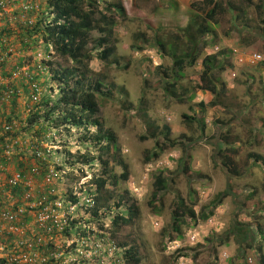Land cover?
Wrapping results in <instances>:
<instances>
[{"label": "rangeland", "instance_id": "rangeland-1", "mask_svg": "<svg viewBox=\"0 0 264 264\" xmlns=\"http://www.w3.org/2000/svg\"><path fill=\"white\" fill-rule=\"evenodd\" d=\"M105 1L121 3L126 10L125 17L116 15L114 42L118 63L111 60L105 64L92 54L88 68L92 71L90 76L104 78L105 89L115 90L114 96L100 99V117L104 119V127L117 136L118 158L125 167L118 165L112 169V175L117 179H111L113 191L105 190L102 202L105 206L115 207L123 198L125 205L115 208L113 214H122L132 207L138 215L130 226H123L115 235L111 231L110 218H105L103 228L97 221L93 222L91 240L85 239V243L80 244L79 261L119 264L125 249L121 245L127 243L137 246L141 264H250V260L253 264H261L257 249L246 250L245 235H234L230 230L240 232L238 226H234L236 215H242L246 222L250 221L248 216L252 213L264 215V83L256 68L246 67L239 61L240 57L254 53L264 58V28L260 26L264 0H213V3L209 0ZM34 2L44 9L48 0ZM99 2L103 4L104 0ZM216 2L219 8L209 20L207 14ZM193 20L198 26L211 25V33L198 41L206 42L205 49L199 45L198 50H202L199 61L208 55H217V63L221 64L213 73V82L222 91L220 105L228 110L209 109L200 122L196 115L201 113L200 103L205 106L214 95L210 91L193 94L201 69L198 65L179 70L172 57L173 45L169 44H179L173 38L176 36L188 41L184 30ZM92 36L96 38L100 34L96 32ZM244 36L248 37L247 44L242 42ZM162 42L167 44L166 54L161 51L159 43ZM133 45L142 50L133 49ZM187 46L190 50V45ZM43 78L44 74L41 81ZM174 82H177L176 88L166 85ZM57 85L51 81L54 101L59 94ZM240 112H244L243 120H233ZM186 115L196 116V122L185 119ZM58 133L63 145L55 150L52 160L58 158L55 162L61 163L66 160V151L77 154L81 149L77 139L82 133L73 130L70 135L64 128ZM223 133L224 139L220 137ZM226 142L236 147L244 146L236 158L244 172L239 178L227 176L217 163L221 160L215 155L220 144L225 146ZM155 153L158 157L153 156ZM250 153H257L263 161L258 166L250 165ZM23 157L31 160L29 154ZM182 163L190 168L188 176L182 173ZM70 171L73 173L71 179L60 182L59 192L77 191L80 201L88 196L89 188L96 189L94 177L102 175L99 166L92 169L80 166ZM126 172L128 179L124 180L121 175ZM159 172H165L169 184L166 192L155 198L153 182ZM249 190H258V198L248 202L246 212H238L241 201L235 194L240 193L243 198ZM224 191L229 195L224 197L213 217L198 224L190 222L189 226L183 227L182 238L168 243L169 238H178L171 228L176 203L183 200L188 208L193 207L200 214L203 207H210ZM93 209L89 213L87 208H78L72 217L83 222L93 217ZM100 234L106 235L104 241L99 240ZM217 238L224 239L225 244L216 243L218 256L214 258L211 243L212 240L217 242ZM256 238L257 242L258 233ZM208 239H211L210 243ZM181 248H190V254L174 263L173 255Z\"/></svg>", "mask_w": 264, "mask_h": 264}, {"label": "trees", "instance_id": "trees-1", "mask_svg": "<svg viewBox=\"0 0 264 264\" xmlns=\"http://www.w3.org/2000/svg\"><path fill=\"white\" fill-rule=\"evenodd\" d=\"M208 2L213 3V0ZM33 3L34 0H0V156L5 154L4 150L13 136H16V133L19 134L16 132V127L21 131L19 140L26 142L27 138L28 141H35V131L38 135L45 134V132L41 130L38 132L36 129H39L37 127L46 121L50 125L53 124L54 128H64L67 134L71 135L73 130L82 133L77 139L81 149L77 154H71L69 150L66 151V163L77 168L87 166L92 169L99 166L102 175L94 177L93 180L97 183L96 189L93 191L89 188L88 196H84L81 201L77 194H71V199L66 194H63L64 199L61 196L58 197L65 200L66 212V218L60 217L59 222L66 221V224L61 227L55 222L52 224L48 222V227L44 228H49L51 224L53 231L51 233L41 226V222H37L38 217H35L34 213L27 208L25 202L17 200L23 193V188L21 186L12 187L6 179L0 178V264H9L11 259L22 250L27 253L35 251L39 253L40 258L48 260L50 264H73V262L86 264V260L79 261V257L82 255L80 244L86 238L91 239L88 235L85 238L79 236L80 224L82 228L84 225L81 223L82 220L78 222L72 217L71 205L79 207L80 204H83L79 210L87 208L89 213L90 209L94 208L93 217L85 220L86 224L97 221L103 228L105 218H110L113 235L119 232L123 226H130L138 215V212L132 207H128L122 214H113L115 208L125 205L123 198L117 201L115 207L105 206L102 202L104 191H113L111 179L115 181L117 179L115 175H112V169L118 165L123 167L125 165L118 158L117 136L104 127V119L100 117L102 106L100 99H109L110 96H114L115 90L105 89L104 78L97 75L90 76L92 71L88 68L93 60L92 54L98 56L105 64L111 63V60L115 64L118 63L115 58L116 41L114 42V29L117 27L116 15L125 17L126 10L121 3L106 2L105 0L103 4L99 0H48L47 7L44 9L38 7L31 12L23 11L22 6ZM13 7H17V9H13ZM217 7L219 8L218 2L214 3V8L208 12L209 20L215 16ZM10 8L13 10L9 11ZM260 26L264 28V16L260 20ZM210 29L209 23L198 26L193 20L184 30L188 34V41L176 36L173 38L179 44L169 43L173 45L172 57L174 65L179 70L198 65L201 69L199 80L193 87V94L210 91L214 95L212 101L205 106L204 103H200L201 113L196 114L199 117V122L200 118H205L209 109L216 112L218 110L228 112L224 106L220 105L222 91H219L213 82L215 80L213 73L218 64H221L217 63V55H208L201 62L199 61V53L202 52V50H198L199 45L201 44V48L205 49L206 42L203 41V44L198 41L209 35ZM96 32L100 36L93 38L92 34ZM242 42L247 44L248 37L244 36ZM187 44L190 45V50H188ZM159 45L162 53L166 54L167 44L162 42ZM133 49L140 51L142 47L136 48L133 45ZM179 50H181L180 53ZM245 65L251 69L256 68L260 81L264 83V60L257 64L247 61ZM24 67L28 68L30 76H24L27 73H23L22 76L15 77V73ZM128 67L129 65L126 66V68ZM160 69L165 72L164 68L160 67ZM43 74L44 78L41 81ZM249 78L254 79L253 76ZM51 81L57 82L60 89L55 101L53 88L50 87ZM34 84L41 86L43 91L39 103L29 111L34 100L32 96L35 92L31 91ZM166 85L175 87L177 82ZM262 92L264 98V87ZM243 114L244 112L236 114L233 120H243ZM184 118L191 119L192 122L197 120L196 116L188 117L186 115ZM7 126H12L11 131L5 130ZM220 137L224 139V133L220 134ZM243 149L244 146L236 147L227 142L225 146L220 144L218 148L215 157L221 161L217 163L221 164L226 175L230 178L231 176L239 178L244 174L236 159ZM250 154L252 156L250 165L258 166V163L263 161L257 153ZM153 156L158 157V154L155 153ZM147 159L151 158L147 157ZM14 160L15 166H22L26 171L29 170L30 164H22L23 161L20 157L15 156ZM40 166L41 169H44L47 163L41 162ZM189 172V166L184 167L182 163V173L188 176ZM121 178L128 179V173L121 175ZM168 184L165 172H159L154 176L155 198L161 192H166ZM262 187L264 189V184ZM228 195V191L219 193L216 199L210 203V207H203L200 214L193 207L188 208L183 200L176 203V209L172 213L171 228L178 238H169L168 243L177 242V239L182 238L183 227L189 226L190 222L195 224H198L199 221L207 222L214 216L215 210L222 204L224 197ZM258 195V190L247 191L243 194V198L240 193L235 194L236 199L240 198L241 201V208L238 209V212H246L248 202L258 198ZM47 197L49 196L42 191L38 195L39 202L44 199V202H47ZM22 208H24V212L20 213ZM42 209L43 206H39L35 210L36 214L40 215ZM5 216H14L15 219L11 221L5 219ZM248 218L250 221L246 222L242 220V215H236L234 226L237 225L240 232L234 229L230 231L234 235H245L246 250L257 249L260 262L264 264V215L257 212L250 214ZM256 233L259 236L257 242ZM105 238L106 235L100 234V241H104ZM208 242L210 243L211 239H208ZM216 243L225 244V241L218 238L217 242L212 240L211 251L214 258L218 256ZM121 246L125 249L122 251L123 258L119 264H141L142 259L137 251V246L127 243H122ZM190 250V248L178 249L177 253L173 255V262H177L182 257H188ZM59 255L60 257L56 259ZM246 264L248 263L246 262Z\"/></svg>", "mask_w": 264, "mask_h": 264}, {"label": "clouds", "instance_id": "clouds-1", "mask_svg": "<svg viewBox=\"0 0 264 264\" xmlns=\"http://www.w3.org/2000/svg\"><path fill=\"white\" fill-rule=\"evenodd\" d=\"M32 5L38 6L40 8L39 4L35 2ZM35 8L36 7H34L32 10L26 11L24 10V6H22L23 11L25 12H31ZM23 73H27L24 76H30L29 70L27 67L20 68L15 73L14 76L19 77V76H22ZM32 89L33 90L31 91H33V93L35 92V94L32 96L34 100L31 103V106L29 107V111L33 110L34 105L39 103V99L43 91L41 89V86H39L38 84H34L32 86ZM57 91L60 92L58 85H57ZM40 125H41L40 127L39 126L37 127L39 129H36V130H38V132L39 130L45 132L44 135L42 134L38 135L37 132L35 131V141H28L27 138H26V142H23L20 140L23 144L14 149L10 160L5 159V154L3 156H0V178L6 179L9 182V184L12 185V187L21 186L23 188V193L19 195V199L17 200H19L20 202H25L26 205L31 204L34 201H38L39 193H42V191H44L49 196L47 197V202L52 201V202L61 203L62 207L60 208L59 211H60V214L63 211L62 217L66 218L65 205H64L65 200H61L58 198L59 196H61L62 199H64L63 193L59 192V185H60V182L66 179H71V176L73 173L70 171V169H73L74 171L75 168L77 167H71L68 163H66V160L64 162L62 161L61 163L55 162V160L58 158L52 160V157L56 154L55 150L61 149L63 145V142L60 140L59 138L60 135L58 133V130L60 128L56 127L58 128L56 129L53 127L54 126L53 124L52 126L46 121H43ZM16 132H18L19 134L16 133V136H13V139L18 140L21 134V131H19L18 127H16ZM35 147H39V150H42L44 152V158H38L35 155L34 153ZM49 147H52V151L50 154L46 152V149ZM26 154H29V156L31 157V160H29V158L23 157V155H26ZM20 155H22L20 157V159L23 161L22 164H30V168L28 171H26V169L22 166H19V167L15 166L16 164H15L14 157L15 156L19 157ZM41 162L47 163L46 168L41 169V166H40ZM33 168H36L37 171L33 172L32 171ZM50 171H54L55 173V176L53 177L52 182L47 181ZM17 174H20L21 181H19L17 185H14L11 181ZM64 194H66L67 197L70 199H71V194H77L78 197L80 195V193H77V191H68L67 193L65 192ZM82 206L83 204L79 205V207H82ZM79 207L71 205L70 210L73 213ZM78 222H81V221L78 220ZM81 223L84 225V227L82 228L80 224L79 236L82 238H85L87 237L86 235H88L90 237L93 233L92 224H86L84 223V221ZM83 243H85V240L83 241ZM250 264H253L251 260H250Z\"/></svg>", "mask_w": 264, "mask_h": 264}, {"label": "built area", "instance_id": "built-area-1", "mask_svg": "<svg viewBox=\"0 0 264 264\" xmlns=\"http://www.w3.org/2000/svg\"><path fill=\"white\" fill-rule=\"evenodd\" d=\"M34 7L38 8V6L35 5H25L24 6V10L29 11L32 10ZM264 58L259 55V54H250L248 56H246L245 58L240 57L239 61L241 63H246L247 61L251 64H257L258 62L263 61ZM12 126H7L6 130L7 131H11ZM23 143L18 139H13L11 140V142L6 146L5 148V159L10 160L12 157V152L14 151L15 148H17L18 146L22 145ZM52 151V147H49L46 149V152L48 154H50ZM34 153L38 158H44V152L42 150H39V147H35L34 149ZM33 172H36L37 169L33 168L32 170ZM55 176L54 171H50V174L48 175L47 181L48 182H52L53 177ZM21 181V176L20 174H17L13 180L11 181L14 185H17L18 182ZM45 200V199H44ZM44 200L40 201H34L31 204L27 205V208L32 211L34 213L35 217L37 218V222H41V226L44 227H48V222H51V224L53 222L56 223V225H60L61 227L66 224V221H63L62 223L59 222V218L62 217V215H60V208L61 203L60 202H44ZM39 206H43L42 212L41 214H36L35 210L37 208H39ZM24 212V208H22L20 210V213ZM5 219H9L11 221H13L15 219L14 216H5ZM51 224L49 228H44L47 229V231L49 233L53 232L51 229ZM60 257L57 256L56 259H58ZM9 264H50L48 262V260L44 259V258H40L39 257V253L35 252V251H31L30 253L27 252H20L17 253L10 261Z\"/></svg>", "mask_w": 264, "mask_h": 264}]
</instances>
